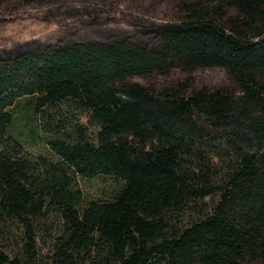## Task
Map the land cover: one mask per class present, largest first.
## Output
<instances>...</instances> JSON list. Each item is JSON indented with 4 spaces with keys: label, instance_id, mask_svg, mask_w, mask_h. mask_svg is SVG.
Returning <instances> with one entry per match:
<instances>
[{
    "label": "trees",
    "instance_id": "obj_1",
    "mask_svg": "<svg viewBox=\"0 0 264 264\" xmlns=\"http://www.w3.org/2000/svg\"><path fill=\"white\" fill-rule=\"evenodd\" d=\"M28 20L70 31L8 34ZM116 24L133 32L102 30ZM64 104L88 126L32 156L20 106ZM0 146V229L17 240L0 264H264V0H0ZM99 177L109 200L79 184Z\"/></svg>",
    "mask_w": 264,
    "mask_h": 264
},
{
    "label": "rangeland",
    "instance_id": "obj_2",
    "mask_svg": "<svg viewBox=\"0 0 264 264\" xmlns=\"http://www.w3.org/2000/svg\"><path fill=\"white\" fill-rule=\"evenodd\" d=\"M74 29L88 37H95L97 35L96 30L89 28L78 26L74 27ZM103 29L133 32L127 24L110 25L106 28H102V30ZM68 31H70V29L63 28L57 24L28 20L11 27L8 34L21 42L31 40L52 42L65 35ZM22 106L23 105H21L18 110L14 133L27 144L29 154L35 157L49 154L50 137H53L58 132L66 134L73 132L77 125L88 126L87 115L71 104H64L55 109H47L43 114L39 115L37 119H34L31 113L27 115ZM89 136H94L92 129L89 131ZM1 148L0 146V150ZM214 162L217 163V161ZM79 184L86 196L100 200H109L113 190L117 186L113 180L103 177L92 180L79 178ZM212 203L211 200H207L205 203L199 205L200 207L207 208L211 207ZM194 216L195 214L193 215L192 212L186 214L185 221H190ZM55 226L46 225L39 233L38 244L41 258L44 261L51 255L53 239L58 233V228ZM16 243L17 240L14 239L13 234L7 235L0 229V246L6 248L8 252L14 253L16 250Z\"/></svg>",
    "mask_w": 264,
    "mask_h": 264
}]
</instances>
